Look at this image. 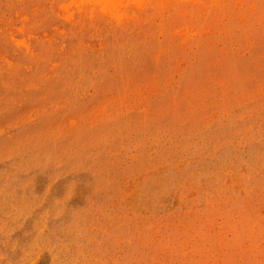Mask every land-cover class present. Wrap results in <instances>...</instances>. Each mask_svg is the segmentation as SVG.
<instances>
[{
    "label": "rangeland",
    "instance_id": "1",
    "mask_svg": "<svg viewBox=\"0 0 264 264\" xmlns=\"http://www.w3.org/2000/svg\"><path fill=\"white\" fill-rule=\"evenodd\" d=\"M0 264H264V0H0Z\"/></svg>",
    "mask_w": 264,
    "mask_h": 264
}]
</instances>
